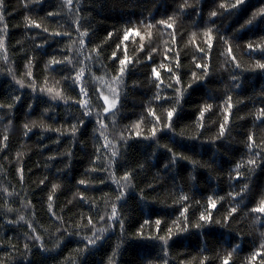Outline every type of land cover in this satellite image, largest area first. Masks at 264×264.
<instances>
[{"label":"trees","instance_id":"1","mask_svg":"<svg viewBox=\"0 0 264 264\" xmlns=\"http://www.w3.org/2000/svg\"><path fill=\"white\" fill-rule=\"evenodd\" d=\"M229 2L2 0L0 264H264V0Z\"/></svg>","mask_w":264,"mask_h":264},{"label":"snow or ice","instance_id":"2","mask_svg":"<svg viewBox=\"0 0 264 264\" xmlns=\"http://www.w3.org/2000/svg\"><path fill=\"white\" fill-rule=\"evenodd\" d=\"M68 2L70 3L71 0H68ZM0 3H2V0H0ZM244 3H245V0H235L234 3H231V2H229L228 4L221 3L219 5V8L222 9V10H224V9H231L232 11H236L240 7H242ZM216 15H217V12H215V11H213L211 13V16L212 17H215ZM257 17H260L261 19H264V8H261V9L257 10L256 12H253L252 17L248 21H246L245 24L241 26V28H244V27H247V26L251 25L255 21V19ZM2 18L3 17L0 16V19H2ZM161 23H163V22H161ZM168 26L171 27V25H168ZM37 27H38V25H37ZM208 34H209V40H211V38H212L211 37V29L209 30V33ZM85 35H87V32L81 33V36H85ZM127 38H128V36L125 35V39H127ZM81 44L83 45V40H81ZM248 47H249V49H251L253 46L251 44H249ZM201 51H203V50L201 49ZM229 51H231V48L230 47H229ZM113 55H115V54H113ZM149 59H151V56H149ZM127 62L128 61H127V58L126 57H125L124 60L121 61V65H122L121 66V69H120V75L121 76L123 75V72H124L123 65H125ZM51 63L52 64H57V63H63V62L62 61L53 60V61H51ZM197 66L200 67V65H197ZM256 66L258 68H260V69H264V63L257 62V65ZM168 71L171 72L172 69H168ZM152 73L156 77L157 80L160 79V73L157 71V69L155 67L152 69ZM83 74H84V70H83V68H81L80 71L78 72V74L75 77H68V78H71L73 80V83H76L77 81H79L81 79V77L83 76ZM28 75H31V73H28ZM205 75H207V71H205ZM193 78H194V81L196 79H199V77H197L195 75V73L193 74ZM175 80H176V83H180V79H179L178 76L175 77ZM117 82H119L118 79H117ZM169 86H171V85H169ZM157 87H159V84H157ZM189 87H191V85H189ZM40 91L41 92H45L46 91L49 95L52 96V99H57V98L63 99V96L61 95V93L59 91H55L53 88H41ZM112 91L114 92L115 90H112ZM177 91H178V94H179L180 93V90H177ZM80 92L83 95H86L87 94L85 92V90H84L83 87H81ZM100 98H102L103 101H104V104L107 105L106 107L103 108V111L105 113H108L111 109L115 108V106H116V99L115 98L113 100L109 101V98L107 96H103V94H100ZM155 99L156 100H160L161 97L159 95H157L155 97ZM80 103H81V106L87 107V101H80ZM177 103H178V101H177ZM260 111H261V114L264 115V109H261ZM87 114L88 113L86 112L85 115H87ZM175 114H176V110L174 108L171 109V110H168L166 112V120H167V122L164 124V127L168 128V129H171V127H172V118H173V116ZM150 115L153 116V117H155L156 124L161 123L160 117L156 115V112L155 111H151L150 112ZM201 116H203V111H201ZM156 124H154L153 127H152V129H151V137H153V138L156 137L157 131H158V129L156 127ZM101 126L103 127L104 125H101ZM221 134H223V126H221ZM137 135H139V133H137ZM5 139H7V138H5ZM248 140L251 142L248 145L249 149H251L252 148V143H254L253 138H252L251 135L248 137ZM165 148H166V150L169 153H172V150L171 149H168L167 146H165ZM112 155L115 157L117 154L115 152H113ZM255 155L256 156H261V153L257 152V153H255ZM180 158H182V157H177L175 153H172V155H171V163H175L176 160L177 159H180ZM247 163L249 165H251V166H256L257 161H256V159H249L247 161ZM167 167H168V165L166 164L165 165V168H167ZM237 167L239 168V165H237ZM238 175H239V173H238ZM131 178H132V173L126 172L124 174V176L121 178V180H123L125 182H129L131 180ZM114 182L117 185H119L121 187V189L123 187H125V185L121 184L120 180H114ZM79 183L80 184H83L84 181H80ZM53 187L55 188L56 186L54 185ZM246 190H247V185L244 186V188L242 189V192H245ZM237 195H240V194H237ZM124 196H125V192L123 190H121L119 196H117V200L119 201ZM242 198L243 197L241 196V199ZM51 199L52 198L50 196L49 197V200L51 201ZM181 199L186 201L188 199V197L187 196H182ZM212 206L215 207V203L214 202L212 203ZM50 207H51V205H50ZM235 211H236L235 208H233L231 210V212H235ZM252 211L253 212L264 213V200H261L260 201V206L258 208L252 209ZM186 212H187V209L186 208L184 209V211L181 212V216L185 217V221L187 220V217L185 215ZM116 218H117V208H116V205L113 204L112 205V214H111V216L108 219L109 220H112V219H116ZM21 219H23V217H21ZM101 219H104V218L101 217ZM199 219H200V221H203V222H211V216L210 215L201 214V216H200ZM91 222H92L91 219H89L88 223L91 224ZM146 223H147V221H146ZM160 223H161L160 220H157L156 221L157 226H159ZM216 223H219V221H216ZM120 226L123 229V221H120ZM194 226L197 227V228H199V227H201V224L200 223H197ZM182 230H186V229H182ZM101 231H103V229ZM100 238H101L100 236H94L93 238H86V248H87V246L94 245ZM170 238H171V229H169V236L167 237V239H170ZM37 239H39V237H37ZM159 239L164 240L165 243L167 242V240H166L165 237H160ZM262 247H264V245H262ZM165 255H167V253H165ZM254 255H260V253H256ZM223 264H228V261L225 260L223 262Z\"/></svg>","mask_w":264,"mask_h":264},{"label":"rangeland","instance_id":"3","mask_svg":"<svg viewBox=\"0 0 264 264\" xmlns=\"http://www.w3.org/2000/svg\"><path fill=\"white\" fill-rule=\"evenodd\" d=\"M103 96H107V95H103ZM108 98H109V101H111V100H113V98L112 97H110V96H107ZM116 105H117V100H116ZM107 105H105V107H106ZM116 107V106H115ZM114 109V108H113ZM113 109H111L110 111H112ZM109 111V112H110Z\"/></svg>","mask_w":264,"mask_h":264}]
</instances>
